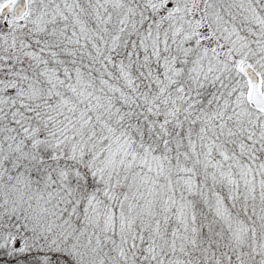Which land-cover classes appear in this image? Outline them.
<instances>
[{
    "label": "snow or ice",
    "instance_id": "snow-or-ice-1",
    "mask_svg": "<svg viewBox=\"0 0 264 264\" xmlns=\"http://www.w3.org/2000/svg\"><path fill=\"white\" fill-rule=\"evenodd\" d=\"M0 264H264V0H0Z\"/></svg>",
    "mask_w": 264,
    "mask_h": 264
}]
</instances>
